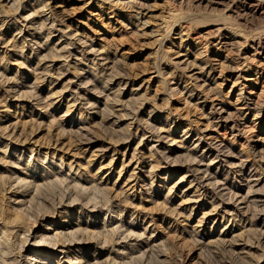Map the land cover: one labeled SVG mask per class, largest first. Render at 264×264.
<instances>
[{
  "label": "rangeland",
  "instance_id": "1",
  "mask_svg": "<svg viewBox=\"0 0 264 264\" xmlns=\"http://www.w3.org/2000/svg\"><path fill=\"white\" fill-rule=\"evenodd\" d=\"M2 189L82 264H264V3L0 0Z\"/></svg>",
  "mask_w": 264,
  "mask_h": 264
},
{
  "label": "bare ground",
  "instance_id": "2",
  "mask_svg": "<svg viewBox=\"0 0 264 264\" xmlns=\"http://www.w3.org/2000/svg\"><path fill=\"white\" fill-rule=\"evenodd\" d=\"M40 1V0H39ZM248 1H251V0H248ZM259 5L264 3V0H257ZM249 4V3H248ZM256 6V5H255ZM257 7V6H256ZM262 7V6H261ZM46 8V7H45ZM254 9V8H253ZM38 13V12H37ZM32 15V14H31ZM35 15V14H34ZM4 17V16H3ZM27 19V18H26ZM53 25V24H52ZM54 28V27H53ZM22 32V31H21ZM40 34V33H38ZM19 35V34H18ZM49 38V37H48ZM22 39V38H21ZM15 41V40H14ZM13 41V42H14ZM16 43V42H15ZM60 51V50H59ZM69 54V53H68ZM81 54V53H80ZM71 55V54H70ZM69 55V56H70ZM54 59V58H53ZM56 60V59H55ZM45 64V63H44ZM52 66V65H51ZM45 67V66H44ZM46 69V68H45ZM7 86V85H6ZM5 86V87H6ZM8 87V86H7ZM108 99V98H107ZM114 101V100H113ZM75 103V102H74ZM110 103V102H109ZM72 104V103H71ZM117 104V103H116ZM74 105V104H73ZM75 105H77L75 103ZM69 112V110H68ZM68 112L66 113L68 115ZM7 113V112H6ZM7 115V114H5ZM66 115V116H67ZM65 116V115H64ZM124 116V115H123ZM8 117V116H7ZM125 117V116H124ZM4 118V117H3ZM106 119V118H105ZM83 120V119H82ZM17 124V123H15ZM7 130V129H6ZM85 130V129H84ZM4 131H5V128H4ZM161 133V132H160ZM9 134V132H8ZM13 134V133H11ZM152 135V134H151ZM159 137V136H157ZM201 138V137H200ZM160 139V138H158ZM81 140V139H80ZM160 142V140H159ZM198 142V141H197ZM204 143V142H203ZM81 144H82V141H81ZM62 164V163H61ZM202 171V170H201ZM100 172V171H99ZM196 173V172H195ZM199 173V171L197 172ZM197 173L195 174V177L197 175ZM201 173V172H200ZM199 173V174H200ZM203 174V173H202ZM193 176V175H192ZM201 176V174H200ZM211 178V176H209ZM199 178V177H197ZM10 179V178H9ZM70 181V180H69ZM203 181V180H202ZM55 181H53V185L55 184L56 185V182L54 183ZM58 182V181H57ZM198 182V181H197ZM200 182V181H199ZM208 182V181H207ZM202 183V182H201ZM52 184H50L52 186ZM58 184H60V182L57 183V186ZM54 185V186H55ZM75 185V184H74ZM197 185V184H196ZM201 185V184H199ZM203 185V184H202ZM16 186V185H14ZM13 186V187H14ZM49 186V185H48ZM56 186V187H57ZM8 187V186H7ZM59 187V186H58ZM70 187V186H69ZM203 187V186H202ZM12 186L10 185L8 187V189H11ZM43 188V186H42ZM131 188V187H130ZM129 189H126L125 193H127V191L130 190ZM13 189V188H12ZM44 189V188H43ZM54 189V188H53ZM66 189V188H65ZM72 189V188H71ZM74 189V188H73ZM77 189V188H76ZM134 189V188H133ZM189 189V188H188ZM4 189H2L0 191V196H1V193L3 192ZM15 190V189H14ZM57 190V188H56ZM123 190V189H122ZM121 190V191H122ZM6 191V190H5ZM120 191V192H121ZM197 191V190H195ZM15 192V191H14ZM9 193V192H8ZM11 193V192H10ZM16 193V192H15ZM75 193V192H74ZM122 193V192H121ZM252 193V192H250ZM71 194V193H70ZM124 194V193H123ZM128 194V193H127ZM2 199V198H1ZM198 200V199H197ZM73 204L75 203V201H71ZM188 202V201H187ZM2 202L0 201V226H2L3 228L0 229V264H24L22 263V261L20 260L21 258V254L20 252L16 253V250H15V239H24L23 241V250L25 249V247H27V245L31 248V251H34L33 249L34 248H38V250L34 251V253L36 254V252L38 251L39 254L41 253L43 256L45 257H48L47 259H50V261L52 262V259L55 258V255L58 254V252L60 254H65L66 258L68 259L67 261L70 262V264H82L81 261H78L79 260V256L76 257L74 259V261L71 259V253H73L75 250H76V247L79 246V245H84L82 242L84 241H80L78 240V236L79 234L81 233V229H78L77 231L75 232H70V233H65L64 231H54L55 233L52 234V236H46V235H41L39 238H38V241L34 242V243H30L31 240L33 239V231H30L28 229H25V226L26 223L24 222L25 219H24V216L21 214V212L19 211H16L15 212V218H4V216L2 215L3 214V207L1 206ZM59 203H61L58 208H61L62 210L64 209L63 207L67 206L66 204H68V207L73 205L72 203L69 204V203H66L64 204L63 201H60ZM39 206V205H38ZM99 206V205H98ZM97 209V208H96ZM57 210V209H56ZM95 210V208H94ZM93 210V211H94ZM91 211V210H90ZM92 212V211H91ZM54 214V213H53ZM65 215V217L67 218L68 217V212H65L63 213ZM259 214V213H258ZM257 214V215H258ZM256 215V216H257ZM37 216V215H36ZM47 216V215H45ZM38 218V217H37ZM45 217H43L42 220H44ZM69 220V219H68ZM145 220V219H144ZM66 223V222H65ZM68 224H61V227L63 228H67L66 226H70L72 225V223L70 221L67 222ZM73 225H75L73 223ZM80 224H76V226L78 227ZM67 231V230H66ZM69 231V230H68ZM106 231V230H105ZM114 233V232H113ZM30 237L31 240H30ZM109 237V236H108ZM76 239V240H75ZM86 243V242H85ZM102 247V246H100ZM100 249V248H99ZM101 249H104V248H101ZM77 251L80 253V251H82V249H78L77 247ZM76 251V252H77ZM20 256V257H19ZM82 257V256H81ZM144 258V257H143ZM57 259V258H56ZM30 260H33V259H29ZM36 262V260H35ZM38 262V261H37ZM41 262V261H40ZM25 264H30L28 262H26ZM34 264V263H33ZM43 264V263H42ZM58 264H65L64 262L62 263V260H58Z\"/></svg>",
  "mask_w": 264,
  "mask_h": 264
}]
</instances>
